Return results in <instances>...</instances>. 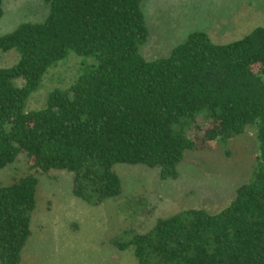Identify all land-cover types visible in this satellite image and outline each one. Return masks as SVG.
Masks as SVG:
<instances>
[{"label": "trees", "instance_id": "16d2710c", "mask_svg": "<svg viewBox=\"0 0 264 264\" xmlns=\"http://www.w3.org/2000/svg\"><path fill=\"white\" fill-rule=\"evenodd\" d=\"M45 1L43 20L0 35V51L18 54L0 67V170L19 157L32 170L0 185V264H19L36 174L70 172L72 195L95 205L120 193L114 164L175 178L184 151L222 145L248 125L256 164L225 207L184 209L113 244L130 247L136 264H264V26L222 44L194 31L147 61L142 0ZM69 52L90 60L29 109L41 77Z\"/></svg>", "mask_w": 264, "mask_h": 264}, {"label": "rangeland", "instance_id": "374dc122", "mask_svg": "<svg viewBox=\"0 0 264 264\" xmlns=\"http://www.w3.org/2000/svg\"><path fill=\"white\" fill-rule=\"evenodd\" d=\"M1 5L0 35L21 22L41 21L47 12L45 0H1ZM140 7L148 35L138 53L147 61L166 57L194 31L222 44L264 26V0H142ZM17 57L14 50L0 51V67L13 65ZM89 60L69 52L55 62L26 106L40 108L48 92L67 87ZM257 149L253 128L248 125L222 145L213 142L206 150L184 151L175 178H161L156 168L144 165L114 164L120 193L95 205L72 195L70 172L36 174L30 234L19 264H136L132 249L120 250L114 240L126 241L133 234L145 233L157 218L184 209L218 212L249 179ZM30 172L19 157L0 170V185Z\"/></svg>", "mask_w": 264, "mask_h": 264}]
</instances>
